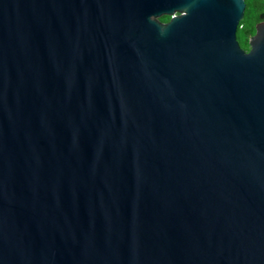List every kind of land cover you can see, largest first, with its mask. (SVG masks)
<instances>
[{
    "label": "water",
    "instance_id": "water-1",
    "mask_svg": "<svg viewBox=\"0 0 264 264\" xmlns=\"http://www.w3.org/2000/svg\"><path fill=\"white\" fill-rule=\"evenodd\" d=\"M244 7L0 0V264H264Z\"/></svg>",
    "mask_w": 264,
    "mask_h": 264
},
{
    "label": "trees",
    "instance_id": "trees-1",
    "mask_svg": "<svg viewBox=\"0 0 264 264\" xmlns=\"http://www.w3.org/2000/svg\"><path fill=\"white\" fill-rule=\"evenodd\" d=\"M245 7L236 29V40L244 51L249 50L248 40L255 33V25L260 21L259 15L264 12V0H243ZM170 16L163 15L159 19L167 22Z\"/></svg>",
    "mask_w": 264,
    "mask_h": 264
}]
</instances>
